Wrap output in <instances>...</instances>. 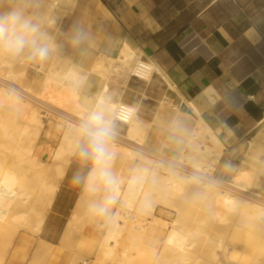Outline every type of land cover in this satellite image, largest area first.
I'll return each mask as SVG.
<instances>
[{
	"label": "bare ground",
	"instance_id": "1",
	"mask_svg": "<svg viewBox=\"0 0 264 264\" xmlns=\"http://www.w3.org/2000/svg\"><path fill=\"white\" fill-rule=\"evenodd\" d=\"M47 2L49 13L45 23L54 27L58 15L63 16L62 9L72 11L75 0ZM47 34L54 45V52L40 64L48 67L54 64L55 50L61 45L55 41L57 35ZM100 56L89 66V75L83 74L72 63L66 70L61 69L64 70L62 74L57 73L61 75L58 79L53 78L55 72L50 70L52 77L41 80L35 90L22 88L12 81L19 76L28 77L31 72H37L36 69L20 74L10 69L4 74V67L12 68V64L0 56V109L12 115L9 119L13 120V125L3 127L1 134L12 142L16 139L10 151L19 154L0 160V228H9V234L6 233L11 236L8 239V235L2 233L6 236L3 240L7 238L8 241L6 244L0 242V264H6L19 230L35 236L41 234L75 157V126L86 112L97 106L102 97L109 98L110 115H116L118 107L124 105L121 95H112L113 89L111 91L108 83L102 86L93 100L85 94L88 80L107 79L103 75L107 69L97 70L105 62L113 70L112 81L122 86L127 82L124 73L129 71L130 77L145 82H150L154 74L159 75L169 89L152 121L140 116L137 107L129 105L132 117L123 125L125 132L115 130L112 147L116 159L112 167L122 184L111 219L90 215L82 193L59 244L41 240L30 264L38 260L44 261V264H77L78 260L83 264L189 262L194 239L204 232L203 228L181 226L179 218L169 222L157 217L154 205L157 198L197 201L200 206L209 209L212 221L220 225H228L229 221L246 213L256 226L264 229V201L253 189L254 173L239 168L226 185L205 181L208 175L213 174L227 148L158 65L151 58L144 60L151 64V71L146 78H139L134 74V63L137 59L143 60V57L136 56L129 45H124L117 58ZM171 113L174 115L172 119ZM174 122L181 129L172 130ZM263 123L264 119L259 125ZM40 134L57 145L45 149L42 145L35 146ZM43 153L48 155V161L42 160ZM146 216L151 217L152 222ZM228 229H233V226L228 225ZM241 240V235L234 232L228 249L215 251L211 264H244L242 255L237 262L231 258L232 244ZM206 242L216 244L219 241L208 238ZM85 253L93 256L91 263L85 255L82 256ZM249 264H264V259L257 258Z\"/></svg>",
	"mask_w": 264,
	"mask_h": 264
},
{
	"label": "crops",
	"instance_id": "2",
	"mask_svg": "<svg viewBox=\"0 0 264 264\" xmlns=\"http://www.w3.org/2000/svg\"><path fill=\"white\" fill-rule=\"evenodd\" d=\"M62 30L71 43L77 32L88 34L76 45L86 48L85 71L100 54L117 58L124 45L151 58L231 156L254 139L264 119V0H75ZM144 82L90 79L85 94L93 100L108 83L152 121L169 88L156 74Z\"/></svg>",
	"mask_w": 264,
	"mask_h": 264
},
{
	"label": "rangeland",
	"instance_id": "3",
	"mask_svg": "<svg viewBox=\"0 0 264 264\" xmlns=\"http://www.w3.org/2000/svg\"><path fill=\"white\" fill-rule=\"evenodd\" d=\"M47 1L48 0H0V6L6 7L9 4H15L17 6L23 7L31 16L33 21L40 25L42 31H44L45 33L53 34L55 36L57 35L55 37V41L57 43H60L61 45V47L55 50L56 57L54 59V64L48 67L43 66L40 63L36 64V62L25 60L21 61V59L12 58L8 56L2 49H0L1 58L10 61L12 64V68L7 66L4 67V74H7L10 69L17 74L30 69L37 70V72H31L28 77L19 76L14 82L12 81L13 84L15 83L25 89H37V85L41 80H43L45 77H52V73L49 72L50 70H54L55 72L53 78L58 79L61 76L58 74H62L63 71L66 70V68L69 66V64L72 63L75 64L83 74L89 75L88 68L90 65L94 64L96 60L92 59L90 65H88V68L85 71L82 67V62L86 55V48L83 46H79L77 48L76 45L71 43V41L64 36L62 30L63 21L68 16L70 11H65V9H62L63 16L58 15L54 27H48L46 25V16L49 13L47 11ZM100 57L101 56L99 55L98 58ZM61 69L64 70L62 71ZM106 69L107 72L103 75L108 79L109 82H111L112 80H114L111 79L114 76L112 75L113 70L111 66L107 65V63L105 62L104 65H102L97 70L102 71ZM125 72L126 73H124V77L126 76V79L128 80V78L130 77L129 71ZM96 77H98V75ZM85 89L87 88L85 87ZM114 94H117V92L112 91L113 96ZM11 116L12 115L8 114L6 111L0 109V160H4L11 154L14 156L19 155L18 153H12L10 151V149L12 148V143L16 139L12 142L11 139L3 137L1 134L3 127L13 125V120L9 119ZM173 117L174 115L173 113H171L170 119H172ZM116 124L118 123L115 122V125ZM118 125L120 126V124ZM125 128L123 129L122 133L125 132ZM171 128L172 130L181 129L175 122L171 124ZM253 137L254 139L252 141L243 143L232 156L227 153V150H225L221 161L219 162V164H216L215 175L220 180H224L229 183L236 174L237 169H248L256 176L253 189L258 195L261 196L262 200L264 201V123L258 127V130L253 135ZM22 139H24V137H22ZM36 140L37 142L34 140L35 146L42 145L43 149L47 148L48 146L57 145L56 142L47 139L43 134H40L39 137L36 138ZM7 153L10 154L8 155ZM42 160L48 161V155L46 153H43ZM82 170H85V165L78 159V157L74 158L72 160L70 168L68 169L65 181H63L64 183H62L61 185V190L59 191L55 203L50 210L51 213L50 211L48 213L47 220L41 234L35 236L24 232L23 230H19L16 238V244L14 245V247L12 246L10 248L11 250L9 256L7 257L6 264H30L31 262H33L35 257L34 252L40 244L39 242L41 240H44L51 244H59L60 239H62V233L70 218V215L72 214V210L76 204V201L83 193L81 188L74 186L72 183L73 176ZM195 202L193 200H179L178 198L172 199L170 201L160 200L159 198H157L154 201L156 209L155 215L157 217H162L164 220L169 222L175 221L179 218L181 219V226L186 225V227L189 228H203L204 232L197 235L194 239L195 243L194 247L191 249V260L182 264H209V262L211 264V260L214 261L215 251L221 252L223 249H228V244H231V237L234 232L240 234L242 240L241 242L232 244L234 248L232 249L231 258L233 261L237 262L241 255L244 264H249L257 258L264 259V229L256 226L254 222L248 218V215L246 213L235 217L232 221H229L228 225L233 226V229H228V225H220L213 222L209 209H207V207H205L204 205L200 206L197 201ZM147 219L152 222L151 217H147ZM235 221L238 226L235 224ZM8 230L9 228L6 227H3V229L0 228V242H4V244H6L8 239L11 237L10 235H8ZM3 232L5 235L8 233V239L6 238L5 240H3V237H6L5 235L2 236ZM76 238H78V236ZM208 238H214L219 242L216 244H209V242H206V239ZM1 248L2 247L0 246V249ZM84 255L85 259H88L90 263L91 261H93L92 255L89 256V253H85L82 256ZM44 263V261L40 260L35 262V264ZM174 263L179 264L173 261L166 262L165 264ZM77 264L83 263L81 260H78Z\"/></svg>",
	"mask_w": 264,
	"mask_h": 264
},
{
	"label": "clouds",
	"instance_id": "4",
	"mask_svg": "<svg viewBox=\"0 0 264 264\" xmlns=\"http://www.w3.org/2000/svg\"><path fill=\"white\" fill-rule=\"evenodd\" d=\"M88 39V34L80 31L73 36L72 43L78 46ZM0 49L12 58L42 63L51 57L54 45L23 7L9 4L0 6ZM133 71L137 77L146 78L151 64L137 59ZM109 103V98L102 97L74 128L77 137L74 154L85 165V170L72 178L73 185L81 188L86 197L87 212L107 219H111L122 184L112 167L116 159L112 147L116 115L109 114Z\"/></svg>",
	"mask_w": 264,
	"mask_h": 264
},
{
	"label": "built area",
	"instance_id": "5",
	"mask_svg": "<svg viewBox=\"0 0 264 264\" xmlns=\"http://www.w3.org/2000/svg\"><path fill=\"white\" fill-rule=\"evenodd\" d=\"M129 105L130 104L124 103V105L118 107L119 109L116 110V119H115L116 123L120 125H125L127 121L131 119L132 111ZM215 174H216V171H214L212 175H208L205 181L211 184H218V185L228 184L227 181L220 180Z\"/></svg>",
	"mask_w": 264,
	"mask_h": 264
}]
</instances>
